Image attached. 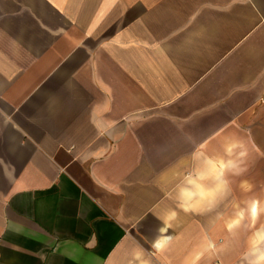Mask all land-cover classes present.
<instances>
[{
    "label": "crops",
    "instance_id": "crops-1",
    "mask_svg": "<svg viewBox=\"0 0 264 264\" xmlns=\"http://www.w3.org/2000/svg\"><path fill=\"white\" fill-rule=\"evenodd\" d=\"M0 264H264V0H0Z\"/></svg>",
    "mask_w": 264,
    "mask_h": 264
},
{
    "label": "clouds",
    "instance_id": "clouds-1",
    "mask_svg": "<svg viewBox=\"0 0 264 264\" xmlns=\"http://www.w3.org/2000/svg\"><path fill=\"white\" fill-rule=\"evenodd\" d=\"M196 193L191 190L188 186H183L178 188L177 198H178V206L185 212H194L197 211V204L194 202V197ZM176 213L173 211L171 213L172 217H175ZM163 223H167L163 221ZM161 235L153 242L152 247L156 251H162L166 247V242L170 238L163 235L166 232V227H162L160 230Z\"/></svg>",
    "mask_w": 264,
    "mask_h": 264
},
{
    "label": "bare ground",
    "instance_id": "bare-ground-1",
    "mask_svg": "<svg viewBox=\"0 0 264 264\" xmlns=\"http://www.w3.org/2000/svg\"><path fill=\"white\" fill-rule=\"evenodd\" d=\"M249 210L250 212H252L253 214L256 215L257 211H258V205L256 201H253L250 205H249Z\"/></svg>",
    "mask_w": 264,
    "mask_h": 264
},
{
    "label": "rangeland",
    "instance_id": "rangeland-1",
    "mask_svg": "<svg viewBox=\"0 0 264 264\" xmlns=\"http://www.w3.org/2000/svg\"><path fill=\"white\" fill-rule=\"evenodd\" d=\"M241 191H242L241 194L243 196H246V195H250L251 193H254V192L260 193L261 190H256V189L252 190V189H249V190H241Z\"/></svg>",
    "mask_w": 264,
    "mask_h": 264
}]
</instances>
